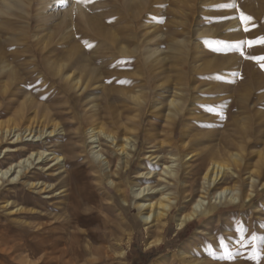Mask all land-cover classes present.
<instances>
[{"label":"rangeland","instance_id":"1","mask_svg":"<svg viewBox=\"0 0 264 264\" xmlns=\"http://www.w3.org/2000/svg\"><path fill=\"white\" fill-rule=\"evenodd\" d=\"M6 2L0 0V41L13 42L7 53L23 60L13 64L21 77L19 88L8 91L6 100L0 96V105L5 110L11 100L15 110L31 98L60 125L51 141L63 145L58 154L72 159L80 154L79 163L72 168L73 197L89 230L75 244L77 258L63 243L56 250L47 248L34 237V226L56 222L59 217L63 221L72 198L60 194L61 190L29 193L23 180L9 186L5 183L0 186V264H264V0H92L87 5L77 3L83 9L81 17H76L81 22L72 19L70 23L63 20L76 0H67L57 9L54 0H46L48 6L40 12L37 0H29L32 3L25 7L24 15L8 13ZM53 9L58 10L55 17L50 16ZM37 13L48 17L38 20ZM245 16L252 19L245 21ZM42 38L73 42L74 48L62 43L60 51L79 48L97 63L105 78L88 90L66 91L46 75L48 66L33 46L34 39ZM114 39L125 45L129 56L119 53L118 42L111 43ZM115 61L124 66L107 65ZM104 89L111 90L112 103L103 102ZM132 94L141 96L142 102L134 104ZM173 99L183 104L178 121L169 115ZM95 105L110 129H125L116 124L121 119L126 127L140 128L139 150L130 168L116 179L120 191L109 186L86 145L85 117L97 110ZM105 112L114 117L108 119ZM12 114L1 117L0 123L11 120ZM156 135L159 141L153 143H176L179 151L172 154L154 149L163 158L156 168L151 167L153 177L163 171L162 165L172 164L168 154L181 158L192 153L186 160L192 168L187 170L181 164L180 180L169 186L178 202L160 231L158 244L153 230H146L151 225L145 226L132 202L133 187L157 188L161 184L156 177L151 182L136 177L140 170L148 173L150 163L144 158L153 150L145 149L146 139ZM182 135L186 137L183 145L179 141ZM209 154L221 158L240 154L241 163L233 164L236 174L225 176L217 186L236 200L224 202V196L220 203L218 199L216 208L195 218L179 235L178 220L193 211L202 195L201 176L194 172ZM7 161L1 163L6 166ZM122 192L129 201L126 205ZM206 197V202H213L212 196ZM28 200L38 205L34 207ZM33 212L46 219L33 218ZM56 233L47 240L63 235ZM74 239L71 236L70 243ZM119 248L126 250V258L117 257Z\"/></svg>","mask_w":264,"mask_h":264},{"label":"bare ground","instance_id":"2","mask_svg":"<svg viewBox=\"0 0 264 264\" xmlns=\"http://www.w3.org/2000/svg\"><path fill=\"white\" fill-rule=\"evenodd\" d=\"M45 1L46 0H37V12H40L41 9L48 6ZM66 1L67 0H54V2L57 3L55 8L57 9L63 6ZM49 2H52V0H47V3ZM30 3L32 2H29V0H7L4 8L8 13L15 11L24 15V11H26L25 7L28 4L30 5ZM72 5V7L68 10V17L65 16L63 22L70 23L72 19L76 21L78 19L76 17L83 14V9L78 6L76 2L75 5L74 3ZM67 6L69 7V5ZM52 11L55 12L50 14V16L55 17L58 10L53 9ZM34 17L38 20L47 19L48 14L38 16L37 13V15ZM77 21L81 22L79 20ZM68 32L69 30H66V34ZM44 39L46 38L34 39L33 46L36 47L37 52L40 53H37V55L41 57V62H44V64L48 66L46 75L56 81H59V84L62 85L66 91L74 90L79 92L82 89L88 90L92 86L97 85L100 80L102 81V79L105 78L101 73L97 63L93 64L88 57L84 56V53L81 52L79 48L69 52H66V50L60 51L62 48V43L67 44V46H65L66 48H74L76 45L73 42L69 43L68 41H60L59 39L54 41L48 38L47 40ZM49 41L51 42L48 43ZM115 42H118L117 50H119V53H123L126 56L130 55L127 53V49L124 47L125 45H123L122 42L115 39L111 41L112 44ZM16 43L18 42H15V44ZM12 44L13 42L9 40L0 41V96L3 98L2 100H6L8 97L6 96L8 91H11L13 88L18 89L21 83L20 74L13 64L16 65L23 59L20 56H12L6 51L9 48V45ZM33 46H30V48H33ZM138 48L139 47L137 45L135 51H138ZM16 54L17 53H15V55ZM61 54H63L62 58H60ZM102 55L106 58H109V55L107 54ZM24 56H26V54ZM137 57L139 58L137 59L138 68H140V56ZM149 59L150 57H147V60ZM122 64L123 63L116 61L107 63L108 66L114 67L116 69L122 68L124 66ZM104 90L105 94L103 95V102L105 101L107 103L112 98L115 100V97L111 94V90ZM131 99L133 102H135L134 104H140V102H142V97L135 94L131 95ZM11 103L12 101L10 100L5 110L0 105V118L6 114L9 115L13 113V118L11 120L0 123V151L4 152V154L3 152L0 153V186L4 185L5 183H8L7 186L13 185L15 182L23 180L22 184L28 188L29 193L40 195L48 191L49 194H53L56 191L61 190L60 194L66 193V196L69 195L72 200H70L65 210V217L63 221L60 220L61 217H59L55 219L57 220L56 222H40L36 224L34 228H36L37 235L34 237L39 242H41L42 245H47V248L50 247V249L56 250L59 248V244L63 243L65 249L75 253V244L82 242V239L88 236L86 233H88L89 230V223H83L82 218H80L78 214L79 204L74 200L73 197L74 190L72 182V168L79 163L77 158L80 157V154H76L75 158L73 159L65 157L63 153L58 154V152H60V150L63 148V145H56L58 142L55 141L53 144L51 138L55 132L60 131L58 129L60 125L54 121L55 118L53 116L51 117L49 112L41 105L37 104V102L33 101L31 98L27 99L19 106V108L15 110V106H10ZM181 105L183 106L181 100L179 101L178 99H173L171 101L170 106L173 108V111H171L169 115H171L172 120L178 121L177 119L183 114L184 110L180 108ZM95 107L97 108L95 112L90 111L86 113L85 123H87L88 129H85L84 131V135L86 137L85 141L87 142V144L86 142L85 144L87 145V148L89 147L91 158L93 157L94 162L97 163L98 166L103 170L102 176L107 179L109 186L120 191V185L117 183L116 179L120 176L121 172L127 171L130 168L131 162L135 158L136 152L139 150L140 140H142L140 139V128L135 129L131 126L126 127V124L124 125L121 123L122 119L120 118L121 120H117L116 124H118L120 127H124L125 129L118 132L114 131L109 128L108 124L106 123L107 121L102 119V114L100 109H98L99 106L95 105L93 108ZM106 114L107 113L105 112L104 115ZM106 116L108 119H112L114 117L111 113L107 114ZM129 123L132 124L131 122ZM174 126H176L175 123ZM49 127L52 128V130H49ZM64 131L65 130H62V132ZM75 133L77 134V132ZM172 136L174 137V134ZM168 137L169 136H167V139H169ZM158 138H160L159 135H156L154 138L149 136L147 137L145 149L153 150L152 152H148L151 153L149 157L144 158L150 163L147 168L148 173L140 170L136 173V177L137 179H141L143 181L146 179L149 182H151L152 179L156 177V179L161 181L160 186L164 185V187L161 189H159L160 186L154 188L152 185H145V187H143L140 183L139 185L141 186L139 189H136L135 187L132 188V202L134 208L137 210L138 215L142 217L145 226L151 225L146 227V230H153V235L158 237V240L156 241L157 244L160 242V231L164 226L166 227V219L168 218L169 214L172 213L178 202L176 193L169 186L172 185V182H178L180 180L181 164L184 167L187 166V170L192 168V165L186 161L188 160L187 158L189 155L192 153H185L181 158H179V154H168V156H170L169 159L173 161L172 164L169 165L166 163L162 165L164 167L163 171L160 172L156 170L160 173L153 177L154 171L151 167L156 168V165L161 163L163 158L159 151H154V149L161 150L160 152L166 151L168 153L171 151H179L176 148V143L170 142L168 144L166 142V144L162 141L157 144L153 143L154 140L156 141ZM185 138V136H181L179 140L181 145H183ZM71 152L73 154L78 153L76 150ZM206 156L207 157L204 159V162H201L197 171L194 172L196 175L201 176L202 195L194 205L193 211L189 215L182 216L178 220L177 233L182 232V230L195 218L210 213L212 208H216L218 199L220 200V203L223 202L222 200L224 196V202H232L236 200L233 196H226V189L218 191L217 186L225 176H234L236 174L233 170V164L238 166L241 163L242 160L240 154H232L230 156L225 155L224 158L213 154ZM5 159L8 160L6 166L1 163ZM166 160L168 161L167 158ZM199 161H201V159H199ZM229 161H232V164H229ZM54 181H57V183L55 184ZM69 191L70 194L68 193ZM122 196L124 197L123 203L125 205L128 204L129 201L125 199V192H122ZM206 196H212L213 202H206ZM52 198L53 196L49 199ZM28 201L27 203L33 204L34 207L38 205L35 202L33 203L32 201ZM9 207L10 202L7 201L6 205L4 206V208H6L5 211ZM35 212H33L31 215L33 218L38 220L46 219V217ZM58 219L61 221V223ZM53 232H57V235H59L58 233L63 235L60 237H55V240L53 241L47 240V238L50 237L49 235ZM71 236H74L75 239L70 243L69 239H71ZM1 238L4 239L3 236H1ZM64 242L66 244H64ZM122 242V239H119L118 237V243L121 244ZM152 244L153 243H151V245ZM119 249L120 250L115 252L117 257L119 256L120 258H126V250L122 248ZM81 254L82 253H80V255ZM74 255L76 258L78 257L76 253Z\"/></svg>","mask_w":264,"mask_h":264},{"label":"snow or ice","instance_id":"3","mask_svg":"<svg viewBox=\"0 0 264 264\" xmlns=\"http://www.w3.org/2000/svg\"><path fill=\"white\" fill-rule=\"evenodd\" d=\"M92 0H76V3H80V4H84V5H87L89 3H91ZM223 7H234V5H224ZM252 18L251 17H248V16H245L244 17V20L245 21H250ZM250 43V42H248ZM262 67H264V65H262Z\"/></svg>","mask_w":264,"mask_h":264},{"label":"trees","instance_id":"4","mask_svg":"<svg viewBox=\"0 0 264 264\" xmlns=\"http://www.w3.org/2000/svg\"><path fill=\"white\" fill-rule=\"evenodd\" d=\"M191 224V223H190ZM190 224H188L183 230H182V232L190 225ZM182 232H180L179 233V235L182 233Z\"/></svg>","mask_w":264,"mask_h":264}]
</instances>
